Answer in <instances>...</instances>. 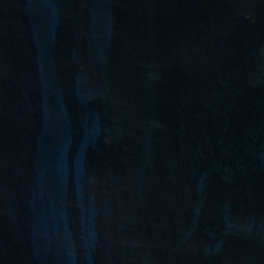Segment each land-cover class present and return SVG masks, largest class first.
<instances>
[{"label": "water", "instance_id": "95a60500", "mask_svg": "<svg viewBox=\"0 0 264 264\" xmlns=\"http://www.w3.org/2000/svg\"><path fill=\"white\" fill-rule=\"evenodd\" d=\"M0 264H264V0H0Z\"/></svg>", "mask_w": 264, "mask_h": 264}]
</instances>
